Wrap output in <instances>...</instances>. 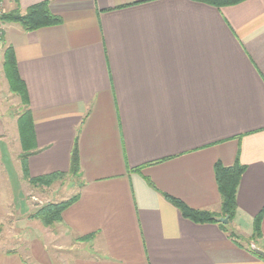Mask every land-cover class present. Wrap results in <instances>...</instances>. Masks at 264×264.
<instances>
[{"label": "crops", "instance_id": "1", "mask_svg": "<svg viewBox=\"0 0 264 264\" xmlns=\"http://www.w3.org/2000/svg\"><path fill=\"white\" fill-rule=\"evenodd\" d=\"M44 2L60 25L4 24L2 39L29 94L38 148L30 175L68 172L78 139L79 199L56 225L80 254L74 264H264L249 250H264V215L263 238L251 241L264 211V0L0 5L25 12ZM4 117L0 189L14 186L9 170L21 153L7 151ZM237 161L246 167L231 225L239 237L183 218L165 198L219 214L215 165ZM28 241L24 253L0 250V264H54L44 235Z\"/></svg>", "mask_w": 264, "mask_h": 264}, {"label": "trees", "instance_id": "2", "mask_svg": "<svg viewBox=\"0 0 264 264\" xmlns=\"http://www.w3.org/2000/svg\"><path fill=\"white\" fill-rule=\"evenodd\" d=\"M202 3H206L216 8H224L228 6H234L247 0H196ZM0 21L3 24H17L25 32H34L42 28L57 26L62 23L60 17L54 15L49 8V4L44 2L36 4L28 8L25 12L19 8L4 12ZM3 43V73L7 80L9 91L12 95L19 100V117H18V133L19 143L21 146V154L19 161L21 165V171L25 182L29 183L33 188H50L57 182H62L66 178L70 177L81 185V161L78 148V139L75 142L74 148L71 153V164L68 172L65 173H53L41 177H32L29 171V159L31 156L38 153L35 125L30 108V99L25 82L22 80L19 69L16 54L12 46H6L4 39H1ZM246 167L237 161L233 166L226 167L221 162L215 165V175L221 196V212L216 214L207 210H195L190 208L184 202L174 197L165 195V198L173 204L181 213L183 218L192 221L196 224H219L222 229L231 237H239L237 233L231 229L230 223L234 220L237 214L238 204L237 195L239 185ZM79 199V194H76L71 199L61 202H52L42 206L38 211L33 213L29 219L39 221L45 228L56 227L57 224L62 223L63 213L67 208L74 204ZM264 211L254 220V231L251 237V241L255 244L263 238L262 236V219ZM229 217V223L227 225L219 223V218ZM92 237L80 238L82 241L90 240ZM250 252L264 261V258L257 255L252 248H249Z\"/></svg>", "mask_w": 264, "mask_h": 264}, {"label": "rangeland", "instance_id": "3", "mask_svg": "<svg viewBox=\"0 0 264 264\" xmlns=\"http://www.w3.org/2000/svg\"><path fill=\"white\" fill-rule=\"evenodd\" d=\"M3 13L2 6L0 5V17ZM3 25L0 21V44H2V47ZM2 54L3 49L0 51V115L4 114V122L5 125L6 123L8 124L6 127H8V131L10 132L7 139L9 141L7 151L10 154L9 150L11 148V152L15 157L18 155L20 148L18 124L16 121L20 105L18 104V98L9 91L2 68ZM14 159L15 165L9 170L10 176L13 177L11 181L14 186L7 185L4 181V185L0 189V250L9 251L15 249L21 250L24 253L21 248L22 244L26 246L32 235H44L47 242H51L56 247H59L49 246V255L54 264H74L80 254L75 250H71L74 247L73 240L66 238L62 229H57L58 227L44 229L43 226L37 225L36 222L40 224L39 221L29 219V217L48 203L71 199L79 191L78 182L68 177L62 182L55 183L50 188H33L20 177V171L17 170L19 157ZM12 192L14 193L13 196ZM12 198L14 199L13 202ZM234 220L230 223V226ZM35 226L38 227L36 228Z\"/></svg>", "mask_w": 264, "mask_h": 264}, {"label": "water", "instance_id": "4", "mask_svg": "<svg viewBox=\"0 0 264 264\" xmlns=\"http://www.w3.org/2000/svg\"><path fill=\"white\" fill-rule=\"evenodd\" d=\"M219 223L225 224L227 225L229 223V217H225V218H219L218 219ZM252 250L259 256H261L262 258H264V250L258 248L256 245H252Z\"/></svg>", "mask_w": 264, "mask_h": 264}, {"label": "built area", "instance_id": "5", "mask_svg": "<svg viewBox=\"0 0 264 264\" xmlns=\"http://www.w3.org/2000/svg\"><path fill=\"white\" fill-rule=\"evenodd\" d=\"M1 49H3L2 44H0V51H1Z\"/></svg>", "mask_w": 264, "mask_h": 264}]
</instances>
